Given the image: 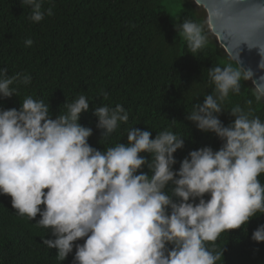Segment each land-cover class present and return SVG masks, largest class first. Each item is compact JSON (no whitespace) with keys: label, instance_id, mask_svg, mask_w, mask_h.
Returning <instances> with one entry per match:
<instances>
[{"label":"clouds","instance_id":"clouds-1","mask_svg":"<svg viewBox=\"0 0 264 264\" xmlns=\"http://www.w3.org/2000/svg\"><path fill=\"white\" fill-rule=\"evenodd\" d=\"M21 2L31 7L32 21L44 18L41 0ZM180 35L192 53L206 43L192 20L182 23ZM208 75L214 93L194 104L186 119L223 143L216 151H190L179 169L174 154L184 139L170 130L153 138L152 131L133 127L127 143L103 151L91 146L93 130L79 122L90 104L83 95L66 100V111L55 118L49 103L31 96L18 109H0V195L9 196L20 215L51 230L52 238L43 243L56 249L61 262L75 249L73 264H217L223 253L205 242L264 214V184L258 179L264 174V121L236 106L225 126L221 104L250 76L228 66L210 68ZM18 79L28 84L31 77L0 70V97L15 95L10 86ZM262 97L264 92L256 98ZM93 114L102 138L129 120L119 104L96 107ZM169 183L171 196L164 191ZM251 239L264 243V224Z\"/></svg>","mask_w":264,"mask_h":264},{"label":"trees","instance_id":"trees-1","mask_svg":"<svg viewBox=\"0 0 264 264\" xmlns=\"http://www.w3.org/2000/svg\"><path fill=\"white\" fill-rule=\"evenodd\" d=\"M41 2L45 16L34 22L31 7L21 0H0V70L6 69L9 77H31L28 84L14 81L10 87L15 95L0 97V109H18L31 96L49 103L55 118L66 111L62 106L66 100L71 103L83 95L90 104L79 122L92 128L88 142L101 151L127 143V132L133 127L152 131L153 138L164 130L183 138L184 147L174 154L175 169L190 151L205 146L220 149L223 141L216 134L198 130L186 117L194 104L214 93L210 68H223L231 62L242 77L245 73L218 44L207 39L202 18L190 0H180L181 12L173 21L162 0ZM185 20L197 23L206 39L195 53L180 37ZM28 39L33 41L31 46L25 43ZM258 94L251 81L242 78L241 91L230 92L221 104L223 124L233 121L229 113L236 106L250 113V118L258 116L264 121V97L257 100ZM117 104L127 111L129 120L102 138L94 109ZM258 179L264 184V174ZM173 187L169 183L164 191L171 196ZM261 224L264 214L257 213L248 225L221 233L216 241L205 242L206 247L223 253L217 264H264V243L251 239ZM50 231L20 215L12 208L11 198L0 195V264H73L75 249L61 262L56 249L43 243L52 238Z\"/></svg>","mask_w":264,"mask_h":264},{"label":"water","instance_id":"water-1","mask_svg":"<svg viewBox=\"0 0 264 264\" xmlns=\"http://www.w3.org/2000/svg\"><path fill=\"white\" fill-rule=\"evenodd\" d=\"M207 14L218 45L264 92V0H193Z\"/></svg>","mask_w":264,"mask_h":264},{"label":"rangeland","instance_id":"rangeland-1","mask_svg":"<svg viewBox=\"0 0 264 264\" xmlns=\"http://www.w3.org/2000/svg\"><path fill=\"white\" fill-rule=\"evenodd\" d=\"M162 1H163V4H164L167 12H168L169 20L173 21L174 19H176V17L181 12V2H180V0H162ZM190 2H192L193 6H194L196 14L201 16V18H202L203 28L206 31L207 39L212 41V42H214L215 44H218L216 37L210 32V29H209V26H208V22H207V14H206L205 10L201 6H198V5L194 4L193 0H190ZM202 35H203V33H202ZM180 37L182 39H184L181 35H180ZM226 66L231 67V68L234 69V67H233L231 62L226 63ZM245 75H248V74L245 73ZM248 80H250V78Z\"/></svg>","mask_w":264,"mask_h":264}]
</instances>
